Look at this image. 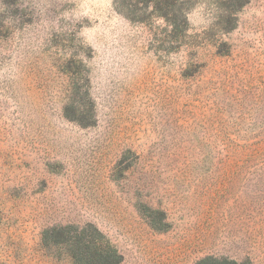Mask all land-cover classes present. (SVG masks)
Returning <instances> with one entry per match:
<instances>
[{
  "label": "rangeland",
  "instance_id": "374dc122",
  "mask_svg": "<svg viewBox=\"0 0 264 264\" xmlns=\"http://www.w3.org/2000/svg\"><path fill=\"white\" fill-rule=\"evenodd\" d=\"M76 230L264 264V0H0V264Z\"/></svg>",
  "mask_w": 264,
  "mask_h": 264
},
{
  "label": "trees",
  "instance_id": "16d2710c",
  "mask_svg": "<svg viewBox=\"0 0 264 264\" xmlns=\"http://www.w3.org/2000/svg\"><path fill=\"white\" fill-rule=\"evenodd\" d=\"M174 1H170L166 8L172 7ZM168 11L163 12L160 17L164 19L168 18ZM74 102V100H73ZM86 126L88 124H80ZM67 228L54 229L52 233L57 235L64 241L65 231ZM94 235L100 236V234L94 230ZM68 246V256L72 260L73 264H120L122 262V256L118 254L115 250L111 249L106 243H97L88 239L86 231H77L75 236L66 240ZM196 264H249L248 262H235L229 261L227 259H215V258H204L197 262Z\"/></svg>",
  "mask_w": 264,
  "mask_h": 264
}]
</instances>
